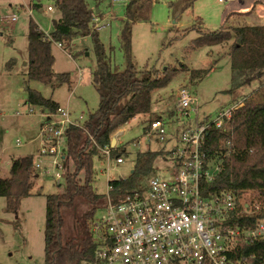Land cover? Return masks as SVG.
<instances>
[{
    "label": "rangeland",
    "instance_id": "374dc122",
    "mask_svg": "<svg viewBox=\"0 0 264 264\" xmlns=\"http://www.w3.org/2000/svg\"><path fill=\"white\" fill-rule=\"evenodd\" d=\"M30 1L0 0V128H5L3 149H0V176L3 177L10 175L14 158L32 154L37 159L38 147L43 144L38 126L44 118L43 112L40 107L31 106L27 102L29 88L67 107L72 116L81 122L98 108L100 102L92 81L96 54L91 36L79 37L69 45L63 44V47L58 43L52 44L54 72L69 73L70 84L65 83L53 89L49 84L29 80V20L33 18L44 32H49L53 29V20L59 16L53 0H41L40 8H32L33 5L29 8ZM88 1L94 5L93 0ZM128 1L110 0L108 8L101 5L104 17L96 19L97 25L103 26L100 29L102 42L113 47L111 66L114 71L126 68L122 32L125 4ZM232 1L144 0L137 12L139 20L132 27L131 48L137 70H163L167 67L178 70L167 86L153 92L152 115L162 116L164 121L172 125L173 130L179 124L176 118H184L177 104L180 89L185 88L194 96L201 115L211 116H215L221 108L232 105L236 96L241 99L243 94H249L253 89L244 86L239 91L227 92L232 87L231 60L228 54L231 41L203 46L194 44L199 33L192 27L201 24L207 31L220 28L223 25V13ZM48 6H52L53 10H47ZM14 16L15 20L12 19ZM11 59H14V64L10 67L8 63ZM199 69L205 70L204 75L191 78L192 72ZM30 107H33V111H30ZM170 111L175 113L174 118L168 117ZM152 115H138L113 134L118 139L119 147L125 149L123 163H116L114 151L109 159L101 154L94 158L92 186L97 193L107 195L110 179L129 176L138 151L170 148L168 143H147L144 128ZM139 138L143 144L138 150L132 141ZM65 149L66 141L63 138L59 156H62ZM164 155L159 156L153 175H171L172 166L164 161ZM53 160L54 157H42V167L36 169L38 176L33 179L31 194L20 200L16 212L9 211L7 198L0 196V264H44L46 195L65 190V174L60 183L55 179L57 168ZM88 209V203L81 198L76 200L73 210L62 209L64 240L82 237L83 215ZM105 212V207L99 208L94 220L101 218Z\"/></svg>",
    "mask_w": 264,
    "mask_h": 264
},
{
    "label": "trees",
    "instance_id": "16d2710c",
    "mask_svg": "<svg viewBox=\"0 0 264 264\" xmlns=\"http://www.w3.org/2000/svg\"><path fill=\"white\" fill-rule=\"evenodd\" d=\"M40 1L36 0L32 8H40ZM93 1L92 6L88 0H53L59 16L54 19L56 23L49 34L33 18L28 24L29 80L49 84L53 89L70 84L69 73L54 72L52 44L69 45L79 37L91 36L96 54L92 81L100 98L94 112H90L79 125H70L65 131V190L46 195L44 264H88L94 260L97 243L90 225L96 211L107 202V196L97 193L92 186L94 158L101 154L100 148L111 144L113 134L131 119L138 115H152L153 92L167 86L178 71L169 67L163 70L144 68L142 71L136 68L131 55L132 27L139 20L137 12L144 0H129L125 4L122 38L127 63L123 71H114L111 66L113 47L102 42L100 29L103 26L98 27L95 21V18L104 17L100 6L108 8L111 3L110 0ZM192 29L199 33L194 40L195 46L232 42L228 53L232 87L227 92L239 91L244 86L253 87L241 99L235 97L232 104L242 102V105L234 109L222 128L212 125L207 129L202 151L206 153L207 160L215 158L220 164L212 180L202 179L200 182L201 191L206 196L233 193L236 213L231 222L253 228L264 221V25L232 27L224 24L208 31L202 25H195ZM8 64L13 66L14 59ZM204 73L203 69L196 70L191 78L201 77ZM27 102L49 112H56L60 107L51 97L31 88L28 89ZM174 114L170 111L168 117L174 118ZM210 117V114H202V122ZM158 118L162 119V116L154 114L148 122ZM176 119L180 124L177 125L178 132L187 125V120L184 121L186 117ZM227 139L232 142L229 149L225 145ZM227 150L230 152L225 154ZM113 151L115 155H126L123 147H116ZM164 154L165 149L138 151L129 176L109 180L111 192H125L144 185L156 171L159 156ZM37 176L32 154L12 160L10 175L0 176V196L7 198L9 211L16 212L20 200L31 194L33 179ZM79 198L89 205L83 215V235L80 239L64 240L62 209L73 210ZM240 247L244 254L255 255L253 264H264V238Z\"/></svg>",
    "mask_w": 264,
    "mask_h": 264
},
{
    "label": "built area",
    "instance_id": "2783aa9c",
    "mask_svg": "<svg viewBox=\"0 0 264 264\" xmlns=\"http://www.w3.org/2000/svg\"><path fill=\"white\" fill-rule=\"evenodd\" d=\"M47 9L52 11L53 7ZM177 104L187 120L184 128L177 132L158 118L144 129L147 143L171 145L163 157L172 166L171 175H152L141 187L120 193L111 192L108 181L106 212L90 227L97 247L94 260L88 264H253L255 255L244 254L240 246L264 238V221L253 228L231 222L236 213L235 195L221 192L206 196L200 187L202 179L214 178L220 164L215 158L207 160L202 151L207 129L212 125L222 128L242 102L221 108L204 122L196 99L187 89L179 90ZM42 112L43 144L35 168L42 167L43 156L54 157V177L60 183L66 170L64 153L59 156L61 140L70 125L81 121L67 107ZM142 144L140 138L132 141L138 150ZM231 144L230 139L225 141L226 148ZM116 147L117 141L114 146L100 148L101 155L111 158ZM115 156L116 163L124 162L123 155Z\"/></svg>",
    "mask_w": 264,
    "mask_h": 264
},
{
    "label": "crops",
    "instance_id": "0c3cea01",
    "mask_svg": "<svg viewBox=\"0 0 264 264\" xmlns=\"http://www.w3.org/2000/svg\"><path fill=\"white\" fill-rule=\"evenodd\" d=\"M34 3L35 0H31L28 4V7L30 8ZM232 12L234 14H231ZM226 17H228L227 22H226ZM222 19H223V25L226 24L232 27L247 26V25H264V0H233L231 4L227 7V9L224 11ZM51 31L45 33L49 34ZM42 122H43V118L38 125L40 128ZM4 131H5L4 127L3 129L0 128V135L2 134L0 136V149L3 147L2 136L4 135ZM117 143H118V139H117Z\"/></svg>",
    "mask_w": 264,
    "mask_h": 264
},
{
    "label": "water",
    "instance_id": "95a60500",
    "mask_svg": "<svg viewBox=\"0 0 264 264\" xmlns=\"http://www.w3.org/2000/svg\"><path fill=\"white\" fill-rule=\"evenodd\" d=\"M53 23L55 24L56 23V20H54ZM116 141H117V137L115 135L112 136L111 145L114 146L116 144Z\"/></svg>",
    "mask_w": 264,
    "mask_h": 264
}]
</instances>
